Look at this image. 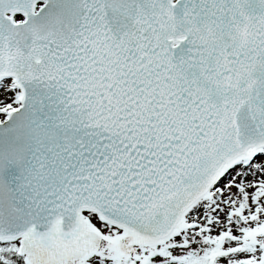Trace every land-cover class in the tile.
I'll return each mask as SVG.
<instances>
[{
  "label": "snow or ice",
  "instance_id": "6c2138e0",
  "mask_svg": "<svg viewBox=\"0 0 264 264\" xmlns=\"http://www.w3.org/2000/svg\"><path fill=\"white\" fill-rule=\"evenodd\" d=\"M0 264H264V0H0Z\"/></svg>",
  "mask_w": 264,
  "mask_h": 264
}]
</instances>
